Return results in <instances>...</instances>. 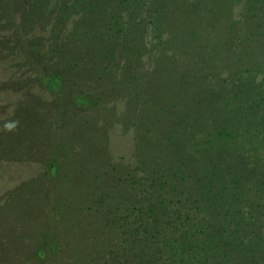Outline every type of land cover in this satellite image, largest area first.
<instances>
[{
    "label": "rangeland",
    "instance_id": "374dc122",
    "mask_svg": "<svg viewBox=\"0 0 264 264\" xmlns=\"http://www.w3.org/2000/svg\"><path fill=\"white\" fill-rule=\"evenodd\" d=\"M171 187L264 264V0H0V264H132L113 215Z\"/></svg>",
    "mask_w": 264,
    "mask_h": 264
},
{
    "label": "trees",
    "instance_id": "16d2710c",
    "mask_svg": "<svg viewBox=\"0 0 264 264\" xmlns=\"http://www.w3.org/2000/svg\"><path fill=\"white\" fill-rule=\"evenodd\" d=\"M154 171L151 169L150 179L155 181L154 186L160 187L166 181L163 178L160 182L163 173L156 175ZM171 188L176 192H167L165 198L160 196L158 201L156 198L148 201V197L137 194L135 201L121 202L124 206L113 215L109 228L110 233L118 238L121 263L133 257L132 264H212L215 233L203 223L207 217L201 209L203 205L195 202L197 197H189L191 205L184 211L180 203V193L184 190ZM216 233L222 236V232ZM219 251L224 256L227 254L222 249ZM42 253L43 249L38 248L37 254Z\"/></svg>",
    "mask_w": 264,
    "mask_h": 264
},
{
    "label": "clouds",
    "instance_id": "9594fccd",
    "mask_svg": "<svg viewBox=\"0 0 264 264\" xmlns=\"http://www.w3.org/2000/svg\"><path fill=\"white\" fill-rule=\"evenodd\" d=\"M7 127L9 128V130H11L12 127H14V126L13 125H8Z\"/></svg>",
    "mask_w": 264,
    "mask_h": 264
}]
</instances>
